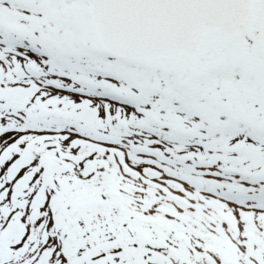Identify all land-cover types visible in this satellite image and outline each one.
I'll use <instances>...</instances> for the list:
<instances>
[{"label": "snow or ice", "instance_id": "obj_1", "mask_svg": "<svg viewBox=\"0 0 264 264\" xmlns=\"http://www.w3.org/2000/svg\"><path fill=\"white\" fill-rule=\"evenodd\" d=\"M0 264H264V0H0Z\"/></svg>", "mask_w": 264, "mask_h": 264}]
</instances>
